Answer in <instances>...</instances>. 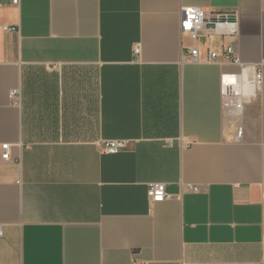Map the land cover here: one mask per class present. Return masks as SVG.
Wrapping results in <instances>:
<instances>
[{"label":"crops","instance_id":"1","mask_svg":"<svg viewBox=\"0 0 264 264\" xmlns=\"http://www.w3.org/2000/svg\"><path fill=\"white\" fill-rule=\"evenodd\" d=\"M184 6L235 33L193 42ZM193 43L260 66L240 141L236 67L190 61ZM0 226V264H264V0H0Z\"/></svg>","mask_w":264,"mask_h":264},{"label":"built area","instance_id":"2","mask_svg":"<svg viewBox=\"0 0 264 264\" xmlns=\"http://www.w3.org/2000/svg\"><path fill=\"white\" fill-rule=\"evenodd\" d=\"M13 4H18L20 0H11ZM180 31L195 42L200 34L212 35L214 33H235L236 20L232 13H212L210 17L206 12L195 6L181 7ZM5 30H13V27H4ZM186 55L192 62H227L236 67V70L225 74L221 79V98L223 113L230 118L233 127L234 140H241V115L246 103L259 93L263 81L262 71L257 63H245L241 61L232 45H225L220 55L214 51H207L203 57L199 46L193 43L185 47ZM139 46L134 48V53H139ZM18 92L13 89L10 96L14 97ZM127 140L113 139L100 142L102 149L107 153H117L124 149ZM3 158H10L9 144H2ZM189 187L194 191H199V186ZM147 197L150 202L163 201L166 197L165 183L154 182L147 187ZM3 235L0 226V236Z\"/></svg>","mask_w":264,"mask_h":264}]
</instances>
